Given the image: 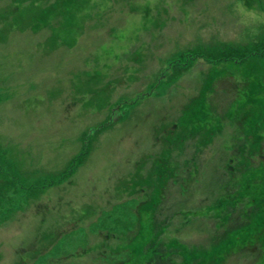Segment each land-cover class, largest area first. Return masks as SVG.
Wrapping results in <instances>:
<instances>
[{"label": "rangeland", "instance_id": "1", "mask_svg": "<svg viewBox=\"0 0 264 264\" xmlns=\"http://www.w3.org/2000/svg\"><path fill=\"white\" fill-rule=\"evenodd\" d=\"M253 74L264 77V0H0V264H143L144 243L167 255L176 244L207 248L212 223L208 233L199 226L213 213L201 199L213 190L216 209L238 194L205 183L208 160L220 151L213 164H224L228 141L254 142L255 131L240 128L252 116L235 113ZM252 99L258 115L264 88ZM198 103L209 118L200 115L206 128L195 132L213 134L209 155L198 159L190 137L182 176L155 183L164 188L159 223L174 219L157 240L148 169L168 163L158 161L163 130L175 123L193 135ZM260 135L255 167L235 188L264 176ZM252 180L251 194L264 189ZM245 234H230L235 246L219 264H264V228Z\"/></svg>", "mask_w": 264, "mask_h": 264}, {"label": "flooded vegetation", "instance_id": "2", "mask_svg": "<svg viewBox=\"0 0 264 264\" xmlns=\"http://www.w3.org/2000/svg\"><path fill=\"white\" fill-rule=\"evenodd\" d=\"M217 73H219L217 71ZM218 75V74H216ZM254 76V75H253ZM215 76L211 77V80L214 78ZM254 79V84L251 85L250 81L249 83L247 82V84L245 83V88L247 89L248 87H250V91L249 93H254L256 94L257 92H259L260 90H262L264 88V77H259L260 78V83L257 85V81L258 78L257 77H252ZM248 85V86H247ZM208 90V89H207ZM245 90V89H244ZM209 91V90H208ZM206 92V91H205ZM228 92V91H227ZM224 91L220 90V94L222 93H227ZM207 93V92H206ZM229 93V92H228ZM203 98L202 99H198V101H201V103L203 102ZM224 103H231L230 100L223 101ZM205 104H207V102H205ZM202 104L198 103L197 106V117L193 118L196 120V123L199 125L194 128V132L193 135L189 136V134H184V133H175V123L172 124L171 127H168L166 130H163V137L161 138V141L164 142V147L165 149L158 150V156H162L164 157V159H160L158 160L160 164H162L163 162H166V159H168V163L165 164L163 163L160 168V171L163 172H159V173H155L154 170L148 169V178H152V182L153 185L149 186V190L151 188L154 189V194L148 195L147 198L149 196H152L153 198L151 199V203L150 204V209L146 208L145 210H147V212H149V210L151 211V220H149L150 226H152L155 223L158 224H163L164 229H166L168 226H170L173 223L174 219L165 217V219L163 218V221L161 223L160 222V217L163 214V212L158 209V212L155 211V204H157V200L162 201V198L159 196V191L161 192L163 186H159L158 189L155 186V183L157 184H164L165 182L168 183V185L170 186L172 183V181H176L177 177H181L182 174L180 172V174H177V172L175 171V169L179 170L181 169V161L184 160L182 157L185 156V152L190 148L189 143L185 144V142H187L186 140L189 139L190 137L193 138L194 142L197 143L195 144V146L193 145V151L194 153L196 152V155H200L198 157V159H201L203 156H205L206 154H208V152L204 149L207 148L205 147V142H207V139L209 141V139L211 138V136L213 137L212 133L206 134V133H201L200 132H195V130H204L206 127H202L203 125H201V121L199 119L200 115H203V117L205 118H209L207 117V115L205 114V112L203 113L201 111ZM219 108V107H218ZM220 109V108H219ZM236 107H235V112H236ZM251 110V108H249ZM221 110V109H220ZM218 113L220 114V118H217V124L216 126L219 128V123L220 119L223 117L222 115V111H218ZM241 114V113H239ZM238 114V115H239ZM245 114V110L242 113V115ZM205 115V116H204ZM250 115V112H249ZM248 115V117H250ZM224 118V117H223ZM222 120V119H221ZM249 121H245L244 124L241 125V134H246V131L243 130H249L252 131L251 126H249V123H252L251 119H248ZM247 122V123H246ZM252 125V124H250ZM207 125V129H211L210 127ZM248 128V129H247ZM218 130V129H216ZM254 131V130H253ZM217 134H219V132H216ZM252 138V137H251ZM251 138L249 136H244L243 137V141L238 143L236 142V140H234L232 143L231 141H228L229 144L227 145L226 150L228 152L225 153V157H226V161L224 164L222 165H216L217 163H214V158L220 156L222 153L220 151L215 152L212 154V159L210 157V160H208V164H212V168H211V172L212 175L210 177V179L205 182V183H212L211 186L213 188H216L218 182L221 181L222 185H225L226 188L228 189H232L235 193L238 192L237 196H234L232 198H227L226 196L224 198V205H219V207H217L215 209V207H213V205H210V201L212 198H214L215 196H213V190L211 191L210 189L208 190V193L206 195V198L201 199V204L205 205L204 206V210L207 213H213L211 214L213 219H207L206 222L208 220V223L205 224L204 223H200V226H204V227H209L210 226V222L212 223L211 230H209L210 232L213 233V237H211V242L210 245H212L211 247H217L218 249H220L221 247H223V251H226L227 249V244H235L236 240H230V241H224L222 242L220 239H223L225 237L230 238V234L232 232H234L235 230L241 231V229H245L246 231L249 232V236L250 233L252 232H258L259 230H261L262 228H264V189L262 186H258L257 184L253 190H252V194L249 192V188L252 187V174L251 175H247L248 178L244 177V181L240 184V186L238 188L234 187V183L237 182L238 179H240L243 174H245L248 171H251V168L255 167V164H253V161L255 159H257V154H260L262 152V149L259 150V142H256L254 144H252ZM216 138L214 137L213 140L211 141L214 142ZM227 143V142H226ZM202 147V148H201ZM178 151V152H177ZM176 152V154H174ZM230 152V153H229ZM188 154V153H187ZM261 157V161H263L262 156ZM258 162V161H257ZM171 163H174V175L171 177V175H167V177L165 178V172H167V169L169 167V172H171V168L172 166ZM184 163V162H183ZM169 164V165H168ZM257 164V163H256ZM260 169H256V173L264 172V167L261 165L259 167ZM196 174L198 172H195ZM164 174V175H162ZM258 176L260 177V179L262 180L261 182L264 184V176L262 177L261 175L256 174V177L258 178ZM206 178V176H205ZM247 179V180H246ZM181 181V180H180ZM210 181V182H209ZM203 184L204 181H202ZM254 186V185H253ZM164 189V188H163ZM238 189V191L236 190ZM247 193V195H243V191ZM255 195V196H254ZM160 201V202H161ZM163 203V201H162ZM140 205V203H139ZM237 210V212H236ZM161 212V213H160ZM215 214V215H214ZM209 217V214H207V218ZM260 217H262V219H259ZM238 221V223H237ZM263 223V226H262ZM156 225V224H155ZM173 225V224H172ZM178 225L183 226L184 222L182 220H180L179 218L177 219V222L175 224V226L178 227ZM199 226V227H200ZM225 227V229L223 228ZM152 228V227H151ZM224 229V232L221 234L220 230ZM156 230V229H155ZM220 231V232H218ZM204 232L208 233L207 229L204 230ZM152 234V229L151 232ZM154 233V232H153ZM250 238V237H249ZM215 240V241H214ZM209 245V246H210ZM208 246V247H209ZM221 246V247H220ZM207 247V248H208Z\"/></svg>", "mask_w": 264, "mask_h": 264}, {"label": "trees", "instance_id": "3", "mask_svg": "<svg viewBox=\"0 0 264 264\" xmlns=\"http://www.w3.org/2000/svg\"><path fill=\"white\" fill-rule=\"evenodd\" d=\"M259 80L260 79L258 78V81H257L258 84L260 83ZM244 89H246V88H244ZM249 92H252V91H248V93H246V91H245L247 98L245 97V99L242 101L243 102L242 105H239L236 107L237 109H236L235 113H238V114L241 113L242 114L245 110V113L249 115V112H251V114L249 115L250 117L252 116L251 120L254 123L257 122L259 124H262V126H264V106L257 108L259 111L258 115L254 114V112H252L249 108H253L252 107L253 105L256 106V101H254V99H252L253 97H255V94L249 93ZM242 116H244V115H242ZM257 118H259V120ZM243 131H246V133H247V130H243ZM253 139H254L253 140L254 142H252V144L259 142V140H260L259 137H255ZM204 145L206 146L208 144L205 143ZM253 177H256V176L253 175L252 178ZM157 206L158 205L155 204V211L156 212H158V209H159V207H157ZM259 219H262V217H260ZM155 224H153L151 226L152 227L151 228L152 229V235L155 234L154 235L155 239L159 240L160 231L158 229L160 228L161 224H158V223H155ZM262 226H263V223H262ZM200 229L202 231H204L205 229H207V227L200 226L199 230ZM235 231L237 233L239 231V229L235 230ZM245 236L250 237L248 231H246ZM242 239H244V238H241V240ZM210 240H211V238H210ZM220 240L222 242H224L226 240L230 241V239L228 237H225V238L220 239ZM157 245H158V247L156 245H153V243H150V245H147V244L145 245V243H144V244H141V246L137 247V252L139 253V256H143V257L147 256L146 261L143 262V264H177V263H180L182 260H183V262L185 261L184 264H191V263L192 264L193 263H195V264H219V258H218L219 255L218 254L223 252V247H221V246H220L221 247L220 249H218L217 247H211L212 245H210L208 248H204V247L203 248H193V247H189L187 245L176 244V246H173V247H175L172 251L174 254L170 253L167 255L166 253L162 252V250H163L162 247L159 248V242L158 241H157ZM231 246L234 247L235 244L234 245L232 244ZM176 247H179V249H176ZM151 248H154L153 252L150 251ZM228 249L229 248H227L226 251ZM175 262H177V263H175Z\"/></svg>", "mask_w": 264, "mask_h": 264}, {"label": "bare ground", "instance_id": "4", "mask_svg": "<svg viewBox=\"0 0 264 264\" xmlns=\"http://www.w3.org/2000/svg\"><path fill=\"white\" fill-rule=\"evenodd\" d=\"M248 59V58H247ZM258 72H259V70H258ZM255 77H257V78H259V76H257V74H253ZM260 79V78H259ZM247 123V122H246ZM251 126V128H252V130H254L255 132V134H254V137H259L260 138V134L262 133V132H264V126H262V124H259V123H255V124H252V125H250ZM262 129V130H261ZM256 135V136H255ZM250 241V239H245V240H241V243L242 244H246V243H248ZM258 247V246H257ZM227 248H229V249H231V248H233L232 246H231V244H227Z\"/></svg>", "mask_w": 264, "mask_h": 264}]
</instances>
